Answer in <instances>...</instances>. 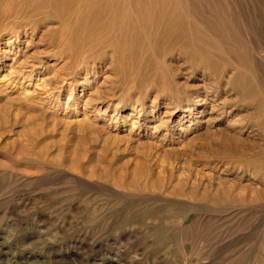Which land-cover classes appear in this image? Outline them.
<instances>
[{
  "label": "rangeland",
  "instance_id": "obj_1",
  "mask_svg": "<svg viewBox=\"0 0 264 264\" xmlns=\"http://www.w3.org/2000/svg\"><path fill=\"white\" fill-rule=\"evenodd\" d=\"M65 2L0 0V264H264V0Z\"/></svg>",
  "mask_w": 264,
  "mask_h": 264
},
{
  "label": "bare ground",
  "instance_id": "obj_2",
  "mask_svg": "<svg viewBox=\"0 0 264 264\" xmlns=\"http://www.w3.org/2000/svg\"><path fill=\"white\" fill-rule=\"evenodd\" d=\"M67 1L68 0H66V2ZM109 13L110 12L106 13L105 9H103L102 11H98L97 12V14H98V16L100 18L104 17L105 15H108ZM178 18L179 17L176 15L175 10L171 9V11H168L166 15H164L163 17H161V18L157 19L156 21H154V24L158 27L157 35H161V37H163V36L171 37V38L173 37L175 40H179L180 37L182 36L183 27H182L181 21ZM98 20H96L91 26H94L95 24H97ZM33 25L34 24H32V26ZM120 28H121V31L124 32L125 35L127 34V32H129V26H128L127 23H122ZM15 29H19V27L17 26V28L15 27ZM175 43H173V45ZM73 51L74 50H72L71 52H73ZM68 55L73 57L71 53L68 54Z\"/></svg>",
  "mask_w": 264,
  "mask_h": 264
}]
</instances>
